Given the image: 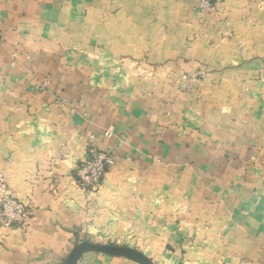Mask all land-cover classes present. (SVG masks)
<instances>
[{"label": "crops", "instance_id": "1", "mask_svg": "<svg viewBox=\"0 0 264 264\" xmlns=\"http://www.w3.org/2000/svg\"><path fill=\"white\" fill-rule=\"evenodd\" d=\"M210 1L0 0V174L31 207L25 228L0 225V264H67L124 226L161 263L259 257L264 110L234 99L264 0ZM90 145L115 157L97 193L77 183ZM74 264L141 263L93 250Z\"/></svg>", "mask_w": 264, "mask_h": 264}, {"label": "rangeland", "instance_id": "2", "mask_svg": "<svg viewBox=\"0 0 264 264\" xmlns=\"http://www.w3.org/2000/svg\"><path fill=\"white\" fill-rule=\"evenodd\" d=\"M197 5L200 7V9L204 12H210L211 11H216L215 8V4L210 1V0H199V2L197 3ZM258 8L259 10H264V5L263 2H259L258 3ZM264 45V42H262L261 44H257V50L255 51L254 56H247V58H250L248 60H246L244 62L243 66V74H242V78L241 79V83L239 84V82H237L238 88L240 89V91L244 92L242 93V98H236L234 99V102L238 105H240L241 110H264V93L260 94V92L262 90H264V88L261 86V77H263L262 82L264 83V49H262V46ZM257 61V63L261 62V64L259 63L258 66H254L251 67L250 70L247 67H244L245 64L247 63H252ZM253 70V71H251ZM251 72H253V74L251 75ZM251 75V76H250ZM251 77L252 80H251ZM182 78L187 80L189 79V75L185 74L182 75ZM250 79V81L248 80ZM256 88L259 89L260 91H256ZM252 92L255 95H247V97H245L243 94L247 93V92ZM56 101L58 102L59 100L56 98ZM67 102H64V100L61 99V103L65 105ZM79 105L84 107V103L83 100L79 101ZM250 114L249 112H247L244 115L243 120L244 121H249L250 120ZM97 191H95L94 193H97ZM125 229H129V236L125 235V237L123 238H111L108 234H100L101 232H97L94 235L95 236H90L89 238H87L85 241L91 242V243H95V244H103V245H113V246H117L120 248H124V249H130V250H135L138 252H142L141 248H142V242L140 241L141 237L143 238V235L139 236L138 231L140 230H136V228L134 226L130 227V226H124ZM142 229V228H141ZM82 242V241H81ZM199 245L193 247V251L198 250ZM164 249V248H163ZM141 250V251H140ZM200 251V250H198ZM152 264H169L167 263L168 260L165 259L166 263H161V261L163 262V260L159 261L158 260H154V259H149ZM154 260V261H153ZM174 260L171 261L170 264H173ZM237 264H264V248H261V252L259 254L258 258L255 259H250V258H241V260H237Z\"/></svg>", "mask_w": 264, "mask_h": 264}, {"label": "built area", "instance_id": "3", "mask_svg": "<svg viewBox=\"0 0 264 264\" xmlns=\"http://www.w3.org/2000/svg\"><path fill=\"white\" fill-rule=\"evenodd\" d=\"M47 82L37 85L42 89ZM105 136H111L109 131ZM115 164L112 153L106 152L94 146H89L88 155L80 162L77 183L82 189L97 191L107 169ZM31 215V207L28 202L16 196L5 183L0 174V225L7 227L25 228Z\"/></svg>", "mask_w": 264, "mask_h": 264}, {"label": "water", "instance_id": "4", "mask_svg": "<svg viewBox=\"0 0 264 264\" xmlns=\"http://www.w3.org/2000/svg\"><path fill=\"white\" fill-rule=\"evenodd\" d=\"M100 251L106 252L109 254L124 256L133 260L140 262L141 264H152V262L144 256L142 253L124 249L113 245H103V244H95L88 241H84L80 244H77L67 258V264H74L77 257H79L85 251Z\"/></svg>", "mask_w": 264, "mask_h": 264}]
</instances>
